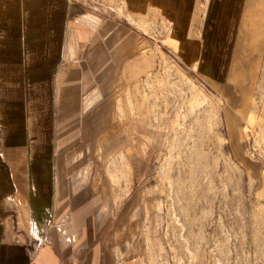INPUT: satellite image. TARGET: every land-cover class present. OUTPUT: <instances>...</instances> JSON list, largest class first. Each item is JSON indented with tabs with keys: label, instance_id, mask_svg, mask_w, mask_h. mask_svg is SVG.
I'll return each mask as SVG.
<instances>
[{
	"label": "rangeland",
	"instance_id": "374dc122",
	"mask_svg": "<svg viewBox=\"0 0 264 264\" xmlns=\"http://www.w3.org/2000/svg\"><path fill=\"white\" fill-rule=\"evenodd\" d=\"M260 11L246 13L262 32L256 59L182 61L142 38L86 79L79 115L90 120L57 136L55 157L58 229L80 258L91 250L108 264H264ZM82 18L96 22L92 9ZM130 65L140 74L122 76Z\"/></svg>",
	"mask_w": 264,
	"mask_h": 264
},
{
	"label": "crops",
	"instance_id": "0c3cea01",
	"mask_svg": "<svg viewBox=\"0 0 264 264\" xmlns=\"http://www.w3.org/2000/svg\"><path fill=\"white\" fill-rule=\"evenodd\" d=\"M96 3L0 0V264H108L102 252L80 258L58 229L57 136L90 120L79 115L88 77L103 76L110 59H125L142 38L188 62L256 59L262 44L246 13L262 12L264 0ZM90 9L96 22L88 24ZM130 66L122 76L137 75Z\"/></svg>",
	"mask_w": 264,
	"mask_h": 264
},
{
	"label": "built area",
	"instance_id": "2783aa9c",
	"mask_svg": "<svg viewBox=\"0 0 264 264\" xmlns=\"http://www.w3.org/2000/svg\"><path fill=\"white\" fill-rule=\"evenodd\" d=\"M71 4H82L86 6L96 7L97 0H67Z\"/></svg>",
	"mask_w": 264,
	"mask_h": 264
},
{
	"label": "bare ground",
	"instance_id": "6f19581e",
	"mask_svg": "<svg viewBox=\"0 0 264 264\" xmlns=\"http://www.w3.org/2000/svg\"><path fill=\"white\" fill-rule=\"evenodd\" d=\"M249 4H250V2H249ZM261 4H262V3H261ZM256 6H257V5H256ZM254 9H255V8H254ZM256 9H257V8H256ZM246 19H247V18H246ZM256 30H258V27H257ZM242 33H243V32H242ZM244 33H245V32H244ZM244 33H243V34H244ZM244 35L247 36L246 33H245ZM260 36H261V35H260ZM243 39H244V38H243ZM246 39H247V38H246Z\"/></svg>",
	"mask_w": 264,
	"mask_h": 264
}]
</instances>
